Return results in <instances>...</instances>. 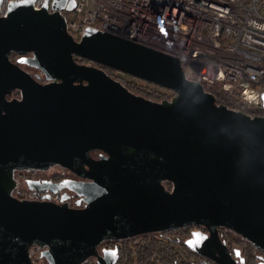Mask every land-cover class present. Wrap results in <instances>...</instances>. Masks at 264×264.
I'll return each instance as SVG.
<instances>
[{"label": "water", "instance_id": "water-1", "mask_svg": "<svg viewBox=\"0 0 264 264\" xmlns=\"http://www.w3.org/2000/svg\"><path fill=\"white\" fill-rule=\"evenodd\" d=\"M73 7L54 0L48 14L24 0L0 18V168L39 169L117 147L151 158L124 154L90 174L94 184L75 190L116 200L85 210L21 204L0 183V245L14 243L23 259L29 242L67 253L78 244L89 250L104 240L202 226L211 235L229 229L264 249V118L217 106L166 54L96 32L76 43L60 13ZM11 53L61 83L39 84L8 60ZM77 58L176 97L145 100ZM3 88L21 99L7 101ZM261 101L264 110V92ZM61 261L74 264L68 254Z\"/></svg>", "mask_w": 264, "mask_h": 264}, {"label": "built area", "instance_id": "built-area-1", "mask_svg": "<svg viewBox=\"0 0 264 264\" xmlns=\"http://www.w3.org/2000/svg\"><path fill=\"white\" fill-rule=\"evenodd\" d=\"M24 0H1L8 6ZM54 0H32L33 11ZM69 0H67L68 2ZM60 13L79 43L111 34L177 59L185 76L217 85L229 98L262 109L264 0H73Z\"/></svg>", "mask_w": 264, "mask_h": 264}, {"label": "flooded vegetation", "instance_id": "flooded-vegetation-1", "mask_svg": "<svg viewBox=\"0 0 264 264\" xmlns=\"http://www.w3.org/2000/svg\"><path fill=\"white\" fill-rule=\"evenodd\" d=\"M24 59L14 53L8 56L10 62L27 72L39 84L61 83L59 79L47 77L36 68L26 66ZM76 62L79 65L101 70L118 83L122 79L116 75L117 72L113 74L106 67L78 58ZM28 70L34 71L35 74L31 75ZM80 85L85 86L87 83H80ZM2 90L5 91L7 101L21 99V94L16 90L7 91L4 88ZM166 92L168 93L165 94L171 96L169 100L154 103H171L176 96L169 91ZM124 154L131 159L151 158L147 154L128 151L124 147L113 148L110 151H90L80 159L51 164L39 169L5 170L0 168V183L8 195L21 204L85 210L111 203L116 198H104L102 191H98L96 195L94 193L89 195L87 192L79 193L75 188L81 189V186L84 188L93 185L94 180L89 175L109 170L112 164ZM160 185L167 194L173 191L171 183L161 182ZM96 199L99 200L96 201ZM144 236L159 244L168 243L172 248V257L165 258L158 255L155 250H151V247L143 242ZM0 243H3L2 238ZM14 245V243L0 245V264H70L61 261L67 254L74 264H143L137 259L136 246L138 245H145L144 250H149L144 264H264V249L261 247L255 246L229 229L217 228V233L211 235L202 226H188L127 239L104 240L89 250H83L81 247L84 244H78V249L67 253L58 245L29 242L23 247V259Z\"/></svg>", "mask_w": 264, "mask_h": 264}, {"label": "trees", "instance_id": "trees-1", "mask_svg": "<svg viewBox=\"0 0 264 264\" xmlns=\"http://www.w3.org/2000/svg\"><path fill=\"white\" fill-rule=\"evenodd\" d=\"M111 73L114 74V70L108 69ZM120 84H122L130 93L140 96L143 99L149 100L151 102H159L162 100H169L171 96H168L165 93L157 92L152 89H148L147 87H143L140 85H137L132 82L125 81L124 79H120ZM194 82L199 83L203 86L205 92L209 93L215 100V104L217 106L224 107L230 111L241 113L243 115H247L251 118L259 117L264 118V110L261 108L248 106L246 104L241 103L240 101L227 97L222 90L217 85H211L208 86L204 82L200 81L199 79L192 80ZM171 237H177V236H171ZM143 242L145 245H149L151 247V250H155L156 253L162 257L168 258L172 257V248L170 245L167 244H159L147 236H144ZM144 245V246H145ZM144 246L138 245L136 246V255L137 259L140 263H145L147 260L148 251L144 250Z\"/></svg>", "mask_w": 264, "mask_h": 264}, {"label": "rangeland", "instance_id": "rangeland-1", "mask_svg": "<svg viewBox=\"0 0 264 264\" xmlns=\"http://www.w3.org/2000/svg\"><path fill=\"white\" fill-rule=\"evenodd\" d=\"M28 72H29L31 75L35 74L34 71L32 72V71H29V70H28ZM116 75H117L118 77L124 79L125 81L132 82V83H135V84L140 85V86H143V87H147L148 89H152V90H154V91L161 92V93H168V92H166L163 88L157 87V86H155V85H151V84H149V83H146V82H144V81H140V80L135 79V78H131V77L127 76V75H124V74H121V73H117Z\"/></svg>", "mask_w": 264, "mask_h": 264}]
</instances>
